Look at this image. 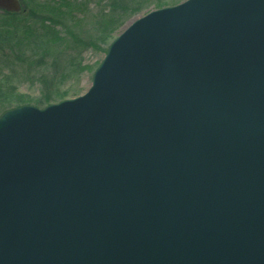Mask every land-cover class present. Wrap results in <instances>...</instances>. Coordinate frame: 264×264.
I'll return each instance as SVG.
<instances>
[{
  "label": "water",
  "instance_id": "1",
  "mask_svg": "<svg viewBox=\"0 0 264 264\" xmlns=\"http://www.w3.org/2000/svg\"><path fill=\"white\" fill-rule=\"evenodd\" d=\"M0 264H264V0L152 10L84 94L5 111Z\"/></svg>",
  "mask_w": 264,
  "mask_h": 264
},
{
  "label": "trees",
  "instance_id": "2",
  "mask_svg": "<svg viewBox=\"0 0 264 264\" xmlns=\"http://www.w3.org/2000/svg\"><path fill=\"white\" fill-rule=\"evenodd\" d=\"M19 1V12L0 10V64L25 68L40 83L42 93L33 98L19 94L15 86L3 91L0 85V115L25 104L45 107L65 99L70 92L63 91L62 84L69 74L77 69L88 70L93 76L101 63L102 59L83 65L86 51L105 55L129 19L147 11L152 4L161 8L184 0Z\"/></svg>",
  "mask_w": 264,
  "mask_h": 264
},
{
  "label": "rangeland",
  "instance_id": "3",
  "mask_svg": "<svg viewBox=\"0 0 264 264\" xmlns=\"http://www.w3.org/2000/svg\"><path fill=\"white\" fill-rule=\"evenodd\" d=\"M91 6L94 7V2H91ZM155 9H157L155 4H152L147 11H144L142 14L129 19L121 30H123L126 27V25H128L136 17L145 15L148 11L150 12ZM103 55H104L103 53L95 52L93 50L86 51L82 56V64L93 65L99 60H101L103 58ZM27 73L28 71L20 66L1 63L0 85L3 86V91H5V87L15 86L19 94H25L33 98L40 97L42 93L40 83L35 81L36 79L30 77ZM38 73L40 74L41 70H38ZM91 83H92V75L90 71L84 70L79 72L77 69H75L69 74L65 82L62 84V90L70 92L66 98H73L78 95L84 94L90 88ZM11 101H14V99H11ZM59 101L60 100L56 102ZM1 104L2 102L0 101V106Z\"/></svg>",
  "mask_w": 264,
  "mask_h": 264
}]
</instances>
